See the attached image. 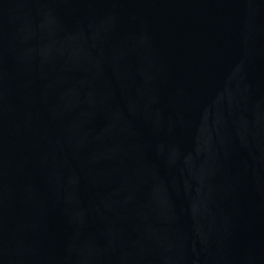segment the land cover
I'll return each instance as SVG.
<instances>
[{
	"label": "water",
	"instance_id": "obj_1",
	"mask_svg": "<svg viewBox=\"0 0 264 264\" xmlns=\"http://www.w3.org/2000/svg\"><path fill=\"white\" fill-rule=\"evenodd\" d=\"M0 264H264V0H0Z\"/></svg>",
	"mask_w": 264,
	"mask_h": 264
}]
</instances>
